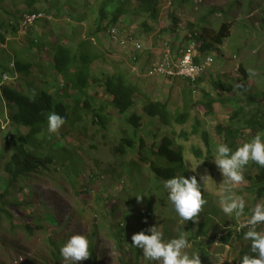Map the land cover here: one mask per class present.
I'll return each instance as SVG.
<instances>
[{
    "label": "rangeland",
    "instance_id": "1",
    "mask_svg": "<svg viewBox=\"0 0 264 264\" xmlns=\"http://www.w3.org/2000/svg\"><path fill=\"white\" fill-rule=\"evenodd\" d=\"M26 1L28 0H0V25L3 24L6 27L9 21L20 18L23 14L21 11L24 9L22 5ZM37 1L35 8L38 11H51L55 16V21L41 23L38 30L37 28L31 29L15 37L7 49L10 53L9 57H14L16 53H23L19 56L21 61L30 63L34 68L30 76L19 75L18 80L22 82L23 92L29 93L30 88L26 86V83L32 78H37L43 90L52 95L56 102L59 101L57 96L61 97L64 93L68 96L72 94V98H68V103L77 108L57 132L49 133L47 128L45 132L36 137L34 144L27 146V149L33 153L46 155V158L50 156L54 162L48 163V170L43 168L30 176H24L10 187L7 201L8 203L17 202L19 205L9 207L12 213L11 219L3 217L0 221V264H67L63 257L54 258L57 249L51 244L50 238L56 244L59 243L58 247L61 248L75 234L85 235L90 241V249L93 247L90 257L78 264H92V262L121 264V259L133 264L137 255V251L131 245L133 234L141 231L150 234L147 229L152 226H157L166 236L175 237L181 231H186V222L180 219L167 199V191L163 186L165 181L154 177L148 167L135 164L141 156L145 157L151 149H156L166 137L173 139L175 149H178L180 144L185 146V174L188 177L196 175L199 181L200 175L210 176V182L202 190V195L210 202L206 204L207 211L214 209L217 212L216 214L210 213L215 221L213 224L223 225V219H225V226H230L231 231L235 229V224L238 229L244 227L248 219L246 210L237 218L224 214L220 209L219 201L225 195L224 188L227 185H221L223 176L214 163V157L210 160L208 168L202 160H197L192 155L194 147L205 148L200 134H194L193 130L195 121H200L202 123L200 131H208L213 141L217 140L215 127L219 123H226L237 108L232 103L221 102L218 89L213 86V79L216 81L222 78L220 80L226 83V76L238 74L237 69L244 64V61L248 63V71L252 77L251 92L258 96L264 95V82L260 81L264 77V1L255 0L256 4L246 9V0H237L236 6H231V0H193L190 5L182 7H177L173 3L169 13L166 11L162 14L161 8L157 21L149 20L144 15L122 18L121 25L116 31L117 39L134 34L140 44H143L140 48L142 54L139 68L141 70L162 56V47L169 39L172 38L176 42L183 40L185 37L183 32L187 28V23H198L199 19L210 10H214V14L208 19L210 24L218 26L224 22L232 25L231 37L225 40L222 52L226 53V57L231 54L235 59L220 66L219 53H211L215 61L213 60L210 75L203 80L206 81V85L203 84L201 86L203 89L199 88L192 94L189 120L184 125L172 122L170 126L164 125L158 118L149 117L141 106L148 98L168 102L170 114L175 117L183 111L188 94L183 96L182 91L189 87L190 83H186L185 80L182 83H171V80H176H165L163 77L156 78L159 80L155 81H153L155 78H150L151 82H147L148 78H138L131 73L128 61L122 59L126 51L118 47L119 43H111L106 38H101L98 44L96 41L94 44L92 40H89V36L94 35L98 29L97 19L103 0ZM52 3L57 5L58 13L55 8L51 7ZM161 6L163 7L162 3ZM111 8L112 5L108 7V10ZM172 13L180 19L179 30L175 35L165 32V29L171 28L170 15ZM77 19H82V21L79 22ZM143 23L151 27L152 31L148 32ZM240 25L247 27V30L244 32L240 29ZM39 34H45L48 43L60 41L72 46L73 49H76L82 41H90L95 53H103L106 56L105 60L96 61L92 65V77L104 82L107 75L119 70L129 83L139 87L141 94L138 93L136 105L129 114H119L111 105L110 100L101 95L104 89L96 85L93 79L89 84V86L92 85L89 97H81L78 101L79 96L75 97L70 85L66 82L58 83V78L62 76H58L52 66L54 54L51 49L45 47L41 52L31 50L30 43ZM243 35H247L248 38L244 39ZM253 45L255 47L252 49ZM241 47L242 51L236 54ZM175 49L179 50V48ZM9 57L2 58L6 66L14 61ZM115 57L120 58L115 59ZM170 84H173L172 88ZM54 86H60L62 90L55 89ZM206 92L211 93V96L215 98L214 115L206 113L207 108L204 104L207 101ZM95 97L103 101L106 106L105 128L99 127L97 125L99 123L96 122V124L92 119L93 109L101 104ZM87 99H90V110L85 107ZM133 112L142 118L141 127L137 132L145 136L151 148L148 147L144 154L126 153L124 158L123 154L117 153L116 147L122 139L132 137L134 127L129 125L126 119ZM0 123V152L4 153V156H0V194H2L5 187L4 182L8 177L5 166L10 161V156L13 155L12 147L10 148L8 143L4 146L9 135L8 131L13 132L17 139L18 135L19 137L25 136L29 130L21 126L16 133L14 132L9 111L2 99L0 100ZM184 134H187V138H184ZM56 139L61 144L55 141ZM48 149L50 155H47ZM124 159H128L127 163ZM152 159L156 160V157L152 156ZM101 164L102 166H99ZM256 173L257 171L254 174ZM249 186L250 182L246 179L232 186V191L244 198L245 209H250L255 202V194L247 190ZM137 196L142 198L138 200ZM122 200H125L124 204L121 203ZM259 203L262 201L259 200L257 204ZM117 204H119L120 211ZM113 207L116 210L114 213L112 212ZM122 211L126 212L125 217L121 215ZM50 216L54 217L55 223ZM114 217L116 221H122L115 223L113 222ZM162 220H165L163 222L166 227H163ZM213 224L209 227L208 236L190 241L192 247L186 251L191 254L193 251L199 253V248H213L214 251L207 264L238 263L242 248L248 241L243 240L237 246L231 245L233 248L224 247L219 244L222 233L218 234L216 239H212ZM39 225L43 228H37ZM28 226L32 227L33 231H30ZM260 226H263V229L259 231H264V223ZM120 228L125 229V241L122 242V246L112 235ZM192 235L193 237L197 235L196 226L192 230ZM92 255L94 261H92ZM138 264H157V262L149 261L141 256Z\"/></svg>",
    "mask_w": 264,
    "mask_h": 264
},
{
    "label": "trees",
    "instance_id": "2",
    "mask_svg": "<svg viewBox=\"0 0 264 264\" xmlns=\"http://www.w3.org/2000/svg\"><path fill=\"white\" fill-rule=\"evenodd\" d=\"M193 0H175L177 7H182L184 5H190ZM264 1V0H263ZM37 0H28L26 1V8L30 12H36L35 4ZM231 6L237 5V0H231ZM256 4L255 0H246V9L254 6ZM112 5V8L108 10V7ZM53 8L56 9L57 5L52 3ZM214 14V10H210L205 13L198 21V23H187V28L183 33L185 37L182 41H188L190 43H201V46L198 47L200 52H207L213 49L214 54L217 52L219 46L223 45L226 39L231 37V24L221 23L218 29L216 25L210 24L208 19L211 15ZM147 16L149 20L157 21L160 16V1L159 0H103L102 5L100 6L99 16L97 19V30L94 36H101L103 38L109 39V33L113 28L120 27V22L123 17L130 18L131 16ZM79 22L82 19H77ZM171 28L165 29L168 34L175 35L179 30L180 19L176 17L174 13L170 15ZM237 23V22H236ZM143 26L148 32L152 31L151 27H148L146 23H143ZM235 27V26H234ZM240 29L244 32L247 30V27L240 25ZM39 36V35H38ZM31 43L33 48H38L41 52L43 48L48 47L51 49L54 54L53 58V68L57 73L61 74L65 80L72 83V89L75 94L78 93V101L81 97H89V93L92 90V85L89 86L90 80H94L99 87L104 89V92L101 93L104 97H109L111 103L118 110L120 114H125L133 109L136 105V100L138 99L137 93L140 92L137 87L128 85L125 77L122 74L111 75L104 79V82L99 79L92 77L91 74V64L96 61H102L106 59V56L103 53H91L92 43L89 41H82L77 45L76 49H73L72 46L64 44L60 41H55L48 43L46 40V35H40ZM1 37V36H0ZM243 37H248L243 35ZM3 39L0 38V42ZM100 42V40H98ZM47 45V46H46ZM199 46V44H197ZM255 45L251 46L253 49ZM240 48L236 54L241 52ZM219 57L221 58L220 66L232 61L230 58L226 57L225 53L218 51ZM11 60V58H10ZM16 69L18 73L22 76L32 75V65L26 64L21 61L19 54L16 55L15 59ZM73 69V70H72ZM8 71L5 67H0V82L4 72ZM238 74L236 75H227L226 83L220 79L213 80V86L215 89L220 91V94H226L228 99L221 100L222 103H232L237 108V111L234 112L230 120L224 124L217 125L215 132L219 138L216 142L213 141L208 131H200L202 123L200 121H195L194 123V134L201 137L202 143L204 144V149L194 147L192 155L196 157L197 160H202L206 166H210L209 162L215 155V149L217 145L221 143L227 144L230 148L235 150L237 147L241 146L243 143L250 141L255 135L260 132H264V95L258 96L255 93L251 92L250 81L252 77L248 71V63L244 61V64H241L238 69ZM240 74V75H239ZM264 75V74H263ZM261 76V75H260ZM11 77H14L11 74ZM256 78V76L254 77ZM19 79V78H18ZM17 82H10L0 87V100L3 98L5 100V107L9 111L10 122L13 125L14 132L16 133L18 128L25 126L28 128L29 132L24 139L18 140L15 138L13 132H9L8 137L12 139L11 143L8 139L5 140L9 146L13 145L15 148L14 157L6 164L5 168L9 175L7 182H4V189L2 194H0V221L4 218L11 219L12 213L9 211V207H16L19 204L16 202L8 203L7 196L9 194V189L13 186L15 180L21 179L23 176L30 175L34 173L38 168L46 166L47 159H42L38 157V154H32L25 150V145L32 140L33 143L36 142L35 136L41 133L44 129L45 124L47 123V115L55 111L61 115L67 117L69 114L66 113L68 108H72L68 102L62 103V99L66 100L68 96L58 97L60 102L55 103L54 98L45 90H43L42 84L38 81L37 78H32L30 82L26 83V86L30 88L29 93L23 92L22 82L19 80ZM199 78L195 84L196 86L201 85L202 83L206 85V81ZM261 82H264V77L261 78ZM20 82V83H18ZM95 84V83H94ZM39 89V90H38ZM38 90V91H37ZM193 89H190L192 92ZM207 96H211V93L206 92ZM96 99V97H95ZM93 100V99H92ZM97 100V99H96ZM62 101V102H61ZM100 105H97L92 111L93 121L101 128H105L106 118L104 113L106 112V106L103 101L97 100ZM65 106H64V105ZM85 107L87 109L91 108L90 99H87L85 102ZM208 109L207 114L210 115L213 112V102L209 101L206 104ZM141 109L151 118L155 116H160L162 123L164 125H170L172 119L169 118L167 112L163 106L155 103H151L150 100H146L141 106ZM188 115L181 114L174 118V121L184 125L188 121ZM127 123L134 127L133 137L125 143L123 139L116 147V151L119 154H123L125 158L127 151L130 149H138L139 154H144L151 148L148 146L146 138L144 135H139L137 132L142 124V118L136 112H133L126 119ZM9 122V121H8ZM137 135L139 137H137ZM187 138V134H184V138ZM127 140V139H124ZM8 141V142H7ZM128 148V149H127ZM0 156H4L3 152H0ZM152 156L156 157V160L152 159ZM140 160L135 164L146 166L149 168L150 172L153 173L154 177L166 181L167 179L177 175L179 169H184L185 164V146L179 145L178 149L174 148L173 139L166 137L164 138L159 146L156 149H151L145 157H140ZM128 159H124L127 163ZM125 163V164H126ZM255 171H257L256 174ZM244 180L246 179L251 184V188H255V193L258 198L264 197V167L259 166L255 162H251L247 165L243 171ZM164 186V185H163ZM208 201V200H207ZM210 204V202L208 201ZM203 208V207H202ZM253 209V208H252ZM251 210V209H250ZM210 213L216 214L217 212L214 209L206 212L203 211L202 215L205 216V224L208 227L210 221H212V215ZM52 221L53 217L50 216ZM196 218V217H195ZM194 218V219H195ZM50 221V220H49ZM119 220L118 223H120ZM225 225H226V221ZM190 226L192 223L190 221ZM223 226V225H222ZM37 228H43L42 225L37 226ZM205 226L202 228L201 235H205L204 232ZM228 228V227H227ZM30 231H33L32 227L28 226ZM257 230L260 228L257 226ZM124 228L116 230V233L113 234V237L116 239V242L122 246L124 238ZM242 235L237 237V234L234 231H230L228 235L221 239V245L226 246L233 244L237 241V238H242ZM189 241L195 239L188 237ZM51 244L56 247L54 258H62L60 255L59 243H55L52 238H50ZM123 242V243H122ZM137 251L136 261L133 264H138V260L143 256L141 249L134 247ZM93 253V247L90 249ZM214 250L206 251L204 249H199V255L201 259V264H207L208 259L211 258V253ZM250 244L248 249L243 252L242 255L250 254ZM189 253V252H188ZM255 255V254H254ZM92 255V261H94ZM121 264L126 263L123 259L120 260ZM211 261V260H210ZM240 262V261H239ZM238 262V264H239ZM92 264H95L92 262Z\"/></svg>",
    "mask_w": 264,
    "mask_h": 264
},
{
    "label": "clouds",
    "instance_id": "3",
    "mask_svg": "<svg viewBox=\"0 0 264 264\" xmlns=\"http://www.w3.org/2000/svg\"><path fill=\"white\" fill-rule=\"evenodd\" d=\"M159 1H160V13H161V8H162V12H163L162 14H164V12H166V11H168V13H169V10L172 8L173 3H175V0H159ZM165 2H167V5H165ZM161 3L163 5V7L161 6ZM25 4H26V2H24V5H22V8H24V9L21 11V13H23V14L20 18L13 19V20L9 21L8 24L6 25V27H4L3 24L0 25V36H1L0 38L3 39V41L0 42V50L2 51V52H0V67L3 66L5 68H7V70H8V71L4 72L2 75L0 87L7 84V83L16 81L20 75L16 69L15 59H16V55L19 54V56H20L23 53H16L14 57L13 56L9 57L10 53L7 50L9 43L12 40H15V37H18L21 34L26 33L27 31H29L31 29L37 28V30H38L39 27L42 25L41 23H44V22L51 23V22L55 21V16L51 13V11H43V10L38 11L35 8L37 10L36 12H30L26 8ZM32 18H34V19L32 21H29V19H32ZM218 26L216 25V29H218L220 27V26L219 27ZM117 28L119 29V27H116L113 29H116V31H117L118 30ZM113 29L109 33V39L108 38H106V39L110 40L111 43H114V44L119 43L118 47L120 49L126 51V53L123 54L122 59L128 61V64L130 65V68H131V73L135 74L136 77L148 78L147 82H151L150 78H155L153 80V81H155V80H159L156 78L163 77L165 80L166 79L176 80V81L171 80V83H175V82L182 83L185 81H186V83H188V82L190 83V86L187 87L186 89L184 88V90L182 91L183 96H184V94H188L187 98L185 99L183 111L176 115V116H178L181 114H186L189 116L188 117V120H189L190 113H191V106L190 105L192 102V94L195 91H198L199 88L203 89V88H201L203 83L199 86H196L195 82L199 78L207 79L206 76L210 75V69L213 65V62L215 61L213 59V55H211V53L214 52L213 49L203 53V52H200V50H198V47L201 46V43H197V44H199V46H198L196 43H190L187 40L176 42L174 39L171 38V39H169V41L167 43H165L163 45L162 56L160 58L156 59L152 64L148 65L145 69L141 70L139 68V65L141 64V54H142L140 52V48L143 46V44L142 43L140 44V41L137 39V37L134 34H131L125 38H119L118 37L119 39H122L124 41L126 39H129V38L133 39L132 42H128L127 44L122 45L120 41H117L113 38V34H112ZM39 35H41V34H39ZM43 35H45V34H43ZM101 38H103V37H101V36L97 37L94 35L89 36V40H92V42L94 44H95V41L98 44V40H100ZM243 38L247 39L248 37H243ZM35 39H36V37H35ZM31 43H30L31 50H39L38 48H33L31 46ZM137 45H140V48H137ZM91 47L94 48L93 44L91 45ZM175 48H179V50H176ZM222 49H223V45L219 46L217 52L222 51ZM168 50H170L169 54H168ZM188 52H190L192 54L194 62L203 67V73L201 75H198L195 79H185V78H179L178 79V77H169L165 73L158 71V69L160 67L164 66V64L167 63L169 60H178L185 53H188ZM91 53H95V52L93 50H91ZM225 55H226V53H225ZM5 56H8L9 58L14 59V61L9 66H6L5 61L2 60V58ZM119 58L120 57H117V58L115 57V59H119ZM228 58H230L231 60L235 59V57L232 56L231 54ZM94 63L95 62L93 61V63L91 64L92 70H93L92 65ZM26 64H30V63H26ZM31 69H34V68L32 67ZM11 74H13L14 77H11ZM91 74H92V71H91ZM117 74H122V73H120L119 70H117L116 72H113L110 75H107L106 78L111 76V75H117ZM122 75L125 77L124 74H122ZM58 76H62V75L58 73ZM58 79H59V82H58L59 84H61L62 82H64V83L66 82V84H68L72 87V83L65 80L63 78V76L59 77ZM58 79L55 78V80H57V81H58ZM125 79H126V77H125ZM177 79L179 81L181 80V82L177 81ZM126 81H127V79H126ZM126 83L128 85H132L134 87H137L138 90H140L136 84L129 83L128 81ZM172 85L170 84L171 88H172ZM54 88L55 89L57 88L58 90H62L60 88V86H57V87L54 86ZM190 89H193V91L190 92ZM72 92L74 93L73 89H72ZM218 93H219V96L221 97V100L228 99V97L226 95L220 94V91H218ZM140 94H141V91H140ZM74 95H75V97H78V93L77 94L74 93ZM63 96H68V95L66 93H64L61 97H63ZM58 97L59 96H57V99L59 100L58 102H60V99ZM137 97H139L138 93H137ZM211 97L212 96H207L205 94V98L207 99V101L204 102V104L206 106V104L209 101L213 102V112L210 115H214L213 114L214 113V104L216 101H215V98H213V97L211 98ZM68 98H72V94L69 95ZM68 98L66 100L62 99V101L66 104V102H68ZM106 98L109 99V97H106ZM2 100L4 101V105H5V100L3 98H2ZM109 100L111 103L112 100L111 99H109ZM149 100L151 103H155V104H159V105L163 106V108L167 112V115L169 116V118L172 119L171 123L173 122L177 125H182V124H179V123L174 121V118L176 116L174 117L173 115L170 114V111H169L170 108H169L168 102L166 103V102L161 101V100H151V99H149ZM54 102L58 103L55 101V99H54ZM68 104H70V103H68ZM111 105H113V104L111 103ZM113 107H114V105H113ZM75 108H77V107L72 106V108H68L66 110V113L69 114L67 117H65L64 115H61L55 111L50 112L47 115V123L45 124L44 129L38 135H41L43 132H45V130L47 128H48L49 133L57 132L60 129V127L65 123V121L69 119L70 114L75 112ZM88 110H90V109H88ZM117 112H118V110H117ZM129 112H127L125 114H121V115H128ZM208 112L209 111L207 109L206 113H208ZM91 115L93 116L92 113H91ZM155 118H158L161 121L160 116H155ZM170 125H166V126H170ZM216 127H215V129H216ZM0 128H1V125H0ZM8 132H10V131H8ZM28 132L26 133L25 136L19 137V135H18L17 139L22 141L24 139V137L27 136ZM215 134H216V132H215ZM38 135L35 136V139ZM132 137H133V132H132ZM216 137L219 138L217 134H216ZM131 138H125L127 140L123 139V141L125 143H127ZM7 139L11 143L12 139L8 136H7ZM55 141H58L60 143V141L58 139H56ZM28 144H34V143L32 142V140H30V142ZM28 144L25 145V150L27 152H30V153L35 155L36 153H33L31 150L27 149ZM49 146L51 147V144ZM11 147H12L13 155L10 156V160L14 157V153H15V148H13V145H11L10 148ZM130 150L131 151H128V154H131L134 152L139 154L138 149H135V150L130 149ZM38 155H39L38 157H40L42 159L43 158L47 159L46 160L47 163H46L45 167L38 168L34 173H36L38 170H41L43 168L48 170V163L54 162V160H52V158L50 156L48 158H46L45 157L46 155H43V156L40 154H38ZM47 155H50V150H49ZM185 162H186V159H185ZM251 162H255L259 166L264 167V132L258 133L250 141L243 143L241 146L237 147L235 150L230 148L225 143H221V144L217 145V147L215 149L214 163L217 165L219 171L222 173V176H223V182L221 185H227V187L224 188L225 195L219 201L220 209L222 210V212L224 214H226L228 216H235L237 218L240 217L241 215H243L245 210L248 214V219H247L246 225L244 227L238 229L237 224H235L236 227L234 230L237 234V237L239 235H242L243 231L247 230L246 232H244L242 238H237V241L234 243L235 246L241 244L243 242V240L248 241L246 246L242 248V251L240 254V259H239L240 262L239 261L238 262H239V264H264V231H258L257 230V226H258V228L263 229V226H260V224L264 223V197L258 198L257 194L255 193V188H251V184H250V186L247 190L251 191V193L255 194L254 195L255 196V202L253 203L252 207L250 208L251 210H250V209H245L244 198L242 196L236 195L232 191V186L240 184L241 182H244L243 171H244L245 167L247 165H249ZM99 166H102V164ZM183 167H184V169H182L180 171L178 169L177 175L167 179L164 182V188L167 191V199L170 201V203L174 207L175 212L178 214V216L180 217V219L182 221L186 222V224H185L186 228H187L186 231H181L175 237L166 236V234L164 232H161L157 226H152V227L147 229V232L150 234H146L145 231H141L139 233L133 234L131 237V241H132L131 245L133 247L141 249L143 252V256L147 260L155 261V262H157V264H201V259H200L199 253L193 251L191 254H189L186 251V249H189L192 247V245H191V243L187 237L190 236V237L194 238L192 235V230L196 226L197 235L195 236V239L206 238L209 234V227L211 226V224H213L215 222L212 219V221L209 222L211 224H209L208 227H206V225H203V224H205V218L206 217L203 216L202 213H203V211L208 212L207 211V205H206V204H208V201H207L208 199H205L203 197L202 190H204L205 186L210 182L209 181L210 176H208L206 174L200 175L199 181H198L196 175L191 174L192 176L188 177V175L185 174V171H186L185 164ZM96 168H98V166H96ZM5 171H6V168H5ZM179 172H182V173L179 174ZM6 173H7V171H6ZM34 173H32V174H34ZM32 174H30V175H32ZM30 175H26V176H30ZM7 176L8 177L6 178V182L9 179L8 173H7ZM110 176H112V175L110 174ZM62 179H63V177H62ZM15 181H17V180H15ZM141 198H142L141 196H137L138 200ZM259 200H261L262 203L257 204V202ZM121 203L124 204L125 200H122ZM117 207L119 208V204H117ZM119 211H120V208H119ZM112 212L113 213L116 212L115 207H113ZM125 213H126L125 211H122L121 215H123V217H125ZM115 218L116 217L113 218V222L118 223L119 221H116ZM53 219H54V217H53ZM54 221H55V219H54ZM163 221H165V220H162V222ZM190 221L192 223V226H190V224H189ZM223 221H226V220L223 219ZM55 222H53V223H55ZM218 224L217 223L213 224L214 236H212V239H216V237L220 233H222V237H221V239H222L223 237L228 235V233L231 231V227L225 226V222H223V226H222V224H219V225ZM204 226H205L204 232H206V233H205V235H201L202 228ZM163 227H166L164 222H163ZM234 230H232V231H234ZM221 239L219 240V244H221ZM249 244H250V250H251L250 254L242 255L243 252L246 250V248L248 249ZM231 245H233V244L226 245V246H230L231 248H233V246H231ZM199 249H204L206 251L214 250L213 248H209V249L199 248ZM60 254L64 258V261L67 262V264H78V262L87 260L90 257V241L85 235H81V234L72 235L61 247ZM235 264H238V263H235Z\"/></svg>",
    "mask_w": 264,
    "mask_h": 264
},
{
    "label": "built area",
    "instance_id": "4",
    "mask_svg": "<svg viewBox=\"0 0 264 264\" xmlns=\"http://www.w3.org/2000/svg\"><path fill=\"white\" fill-rule=\"evenodd\" d=\"M33 19L34 18L29 19V21H32ZM112 34L113 38L117 41H120L122 45L133 41L132 38L126 39L125 41L119 38L117 39L116 29H113ZM137 48H140V45H137ZM169 53L170 50H168V54ZM158 71L165 73L169 77L195 79L198 75H201L203 73V67L196 64L193 60L192 54L188 52L178 60H169L164 64V66L160 67Z\"/></svg>",
    "mask_w": 264,
    "mask_h": 264
}]
</instances>
